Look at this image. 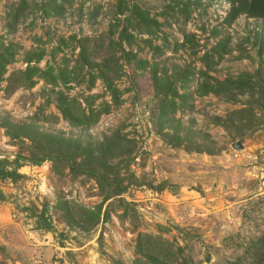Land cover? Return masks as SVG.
I'll return each instance as SVG.
<instances>
[{"label": "rangeland", "instance_id": "rangeland-1", "mask_svg": "<svg viewBox=\"0 0 264 264\" xmlns=\"http://www.w3.org/2000/svg\"><path fill=\"white\" fill-rule=\"evenodd\" d=\"M238 1L0 0V161L22 176L0 179V264H138L146 244L168 264H264V18ZM32 128L121 132L138 185L103 205Z\"/></svg>", "mask_w": 264, "mask_h": 264}, {"label": "trees", "instance_id": "trees-1", "mask_svg": "<svg viewBox=\"0 0 264 264\" xmlns=\"http://www.w3.org/2000/svg\"><path fill=\"white\" fill-rule=\"evenodd\" d=\"M245 2L246 1L243 0L236 2L239 4V7L234 9V14L239 15L242 12H249L254 17L264 18V0H252L249 5ZM120 5L123 6V2L120 3ZM246 7H248L250 11ZM132 13L133 16L138 18V22L140 21L139 23H136V30H147L146 26L143 25L144 15L135 10L132 11ZM128 21H130V19H128ZM133 30L136 31L135 29ZM127 36L131 37L132 33ZM157 49L159 50V48ZM23 77L25 78L19 80L24 84L25 80H28L27 74H24ZM105 78L106 77H104V79ZM257 103L259 102L254 101L255 105ZM62 104L66 105L67 102L64 100L62 101ZM72 112L73 110L67 109V107L63 109L64 115L70 120V122L72 121V124H82L86 120V114L84 112L81 111V114L79 113L77 115ZM254 115L256 117V114ZM252 119H254V117H252ZM251 124L255 125V122H252ZM21 130L22 136L31 137V135L26 132L28 128L26 129L22 127L20 128V131ZM31 131L39 138L42 136L40 140L46 143L47 149H49L50 152L55 153L54 156L49 155L47 157H51L52 159L59 158L64 161L72 175L87 176L96 181L103 194V205L111 199L122 196L130 189V187L138 185V179L136 176L130 174V166L137 158L135 155V149L132 142L127 140V136L122 135L121 132L113 133L102 142L87 143L84 145L79 140L44 135L39 133L36 128H32ZM15 136H21V134ZM47 152L45 154H51ZM36 162L40 163L41 161ZM6 163L12 164L7 161H0V179H12L17 181V179L22 178L17 169L12 171L6 169L4 166ZM15 164L20 166L18 159L15 161ZM161 190H163V188H161ZM42 219L43 221H38L40 224L42 223V227L44 226V228L49 231H53L52 223L49 219L45 218L44 213H42ZM143 248L146 252L144 255L145 260L138 259L136 263L168 264L166 261L167 256L160 251H156L153 246L146 244Z\"/></svg>", "mask_w": 264, "mask_h": 264}, {"label": "water", "instance_id": "water-1", "mask_svg": "<svg viewBox=\"0 0 264 264\" xmlns=\"http://www.w3.org/2000/svg\"><path fill=\"white\" fill-rule=\"evenodd\" d=\"M234 148L236 150H242L243 149V145L241 142H237L235 145H234Z\"/></svg>", "mask_w": 264, "mask_h": 264}]
</instances>
